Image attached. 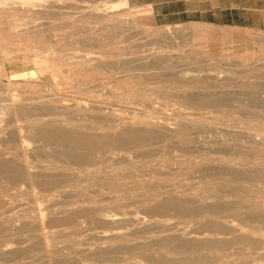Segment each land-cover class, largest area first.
<instances>
[{
    "label": "rangeland",
    "instance_id": "1",
    "mask_svg": "<svg viewBox=\"0 0 264 264\" xmlns=\"http://www.w3.org/2000/svg\"><path fill=\"white\" fill-rule=\"evenodd\" d=\"M180 38L126 0H0V264H264V50Z\"/></svg>",
    "mask_w": 264,
    "mask_h": 264
},
{
    "label": "crops",
    "instance_id": "2",
    "mask_svg": "<svg viewBox=\"0 0 264 264\" xmlns=\"http://www.w3.org/2000/svg\"><path fill=\"white\" fill-rule=\"evenodd\" d=\"M126 7L147 28L208 51L264 50V0H126Z\"/></svg>",
    "mask_w": 264,
    "mask_h": 264
},
{
    "label": "bare ground",
    "instance_id": "3",
    "mask_svg": "<svg viewBox=\"0 0 264 264\" xmlns=\"http://www.w3.org/2000/svg\"><path fill=\"white\" fill-rule=\"evenodd\" d=\"M123 4V3H122ZM118 5V4H117ZM93 45L99 46L103 45L101 44L100 39H96L95 41L92 42ZM97 56L94 55H86L85 60L90 61L94 60ZM97 59V58H96ZM195 98V97H194ZM201 98V97H199ZM197 101V100H195ZM199 101V100H198ZM205 101V98H204ZM209 101V100H208ZM207 101V102H208ZM203 102V101H202ZM216 102V101H215ZM199 103V102H198ZM211 102L209 101V104ZM213 103V102H212ZM211 103V104H212ZM218 103V102H217ZM192 104H195L192 102ZM208 104V105H209ZM210 104V105H211ZM216 104V103H215ZM197 105V103H196ZM200 105V104H199ZM207 105V106H208ZM212 106V105H211ZM38 117V116H37ZM43 117V116H42ZM84 126V125H83ZM101 127V126H100ZM102 128V127H101ZM104 128V127H103ZM37 130V136L39 139H46L55 142L56 144L63 145V146H68L73 149L75 148H87V149H94V148H102L106 147L108 145V136H98V135H87V134H82L78 133L75 131H68L64 130L62 128H59L57 126H53L50 123L47 122H41V124L36 128ZM144 129H131V128H124L120 131L117 137L113 140L114 143L118 142H127L129 144H136L138 142H142L147 138H151L153 135L152 134H146ZM157 136V135H156ZM158 137V136H157ZM110 139V138H109ZM151 140V139H150ZM48 143V142H47ZM145 143V142H144ZM146 144V143H145ZM118 146V145H115ZM117 148V147H114ZM111 150V149H110ZM114 151V149H113ZM104 153V152H103ZM85 159V156L83 154H79L75 157V162H82ZM4 160V159H3ZM74 160V159H73ZM8 167H11L7 162L5 161H0V168L1 169H7ZM208 196V195H207ZM212 196V195H211ZM226 196V195H225ZM228 196V195H227ZM210 196H208L209 198ZM213 197V196H212ZM223 197V196H221ZM211 198V197H210ZM230 202V201H229ZM173 209H181L180 206L178 205H173ZM210 207H208L209 210ZM175 209V210H176ZM207 210V209H206ZM264 218V216H262ZM4 254V253H3ZM8 255V254H7ZM11 256V255H10ZM7 259V256H6ZM58 261V260H57Z\"/></svg>",
    "mask_w": 264,
    "mask_h": 264
}]
</instances>
